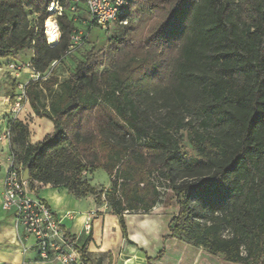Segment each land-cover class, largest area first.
I'll list each match as a JSON object with an SVG mask.
<instances>
[{
	"label": "trees",
	"instance_id": "obj_1",
	"mask_svg": "<svg viewBox=\"0 0 264 264\" xmlns=\"http://www.w3.org/2000/svg\"><path fill=\"white\" fill-rule=\"evenodd\" d=\"M58 1L52 46L45 25L56 0H0V58L33 50L31 67L43 76L27 82L25 98L54 129L32 142L26 122L11 123L29 187L95 195L127 239L125 215L150 213L168 188L179 210L169 237L231 263L264 264V0H132L128 23L112 24L120 30L110 68L89 50L64 79L45 76L76 53L78 14ZM134 12L156 22L139 43ZM183 138L196 154L182 152ZM101 169L109 190L86 178Z\"/></svg>",
	"mask_w": 264,
	"mask_h": 264
},
{
	"label": "crops",
	"instance_id": "obj_2",
	"mask_svg": "<svg viewBox=\"0 0 264 264\" xmlns=\"http://www.w3.org/2000/svg\"><path fill=\"white\" fill-rule=\"evenodd\" d=\"M7 100L0 101L3 106H0V264H59L53 259L43 260L35 238L26 237L14 214L2 209V187L10 156L9 141L3 135L8 127L4 114L7 110L4 105H9ZM48 121L53 129V123ZM96 172L86 175L90 185L97 189L104 185L109 190L110 179L105 184L96 183ZM38 196L61 218L63 228L74 237L78 249H83L81 253L92 264H239L169 237V224L179 212L175 203H159L150 213H127V239L118 215L91 193L78 197L66 187L47 184L38 191Z\"/></svg>",
	"mask_w": 264,
	"mask_h": 264
},
{
	"label": "built area",
	"instance_id": "obj_3",
	"mask_svg": "<svg viewBox=\"0 0 264 264\" xmlns=\"http://www.w3.org/2000/svg\"><path fill=\"white\" fill-rule=\"evenodd\" d=\"M71 1L77 3L80 0ZM131 1L88 0L87 8L90 21L95 26L106 30L116 22L119 25H125L128 23L129 18L124 17V15L128 13ZM56 3L60 7L57 12L61 14L63 7L58 0H56ZM72 10H75V6H72ZM48 11H50V7ZM56 24L59 29L57 21ZM83 43V36L78 31H75L71 36L69 51H76ZM13 68L20 69L16 65H13ZM30 73L33 80H39L43 76L35 72L32 67ZM23 97H25V91ZM21 98L22 96L14 101L12 106L11 111L15 114L20 110ZM5 136L7 138L8 134ZM8 159L9 164L2 187V209L14 214L17 222L23 226L26 237L33 236L35 238L40 257L43 260L53 259L59 264H92L78 249L72 235L63 228L61 218L55 215L49 204L38 196V188L29 187L28 181L24 180V172L19 169L14 156H9Z\"/></svg>",
	"mask_w": 264,
	"mask_h": 264
},
{
	"label": "rangeland",
	"instance_id": "obj_4",
	"mask_svg": "<svg viewBox=\"0 0 264 264\" xmlns=\"http://www.w3.org/2000/svg\"><path fill=\"white\" fill-rule=\"evenodd\" d=\"M145 1V0H144ZM75 11L78 14L76 18V22L78 23V32L84 36V43L81 47L76 50L71 56L65 58L64 61L55 65L54 68L50 69L45 77H49L52 74H57L61 79L66 78L69 75V72L74 68L76 62L80 58H84L83 56L89 50H93L99 56V59L103 60V65L101 66L102 70H108L110 68V63L113 59L114 53V45L112 41H110L111 36L116 35L120 28H116L111 25L110 30L106 31L101 27H92L87 26L88 21L90 20V16L87 12L86 2L79 1L74 4ZM51 19L57 21V11L50 12ZM132 26L135 28L130 32L132 35L133 41L136 43L146 41V39L151 35L153 28L155 27V19H151L148 16H138L136 12H134ZM33 24V17L31 20ZM46 26V25H45ZM61 37V32L59 35V39ZM58 39V40H59ZM33 50H25V52L19 53L16 57L11 58H0L1 66H0V101L4 98H7L9 105H4L7 109V113L5 111V117L8 119V127L3 135L8 134L7 139L10 145V156H13V150L17 149L16 146L11 144L12 134L10 131L11 123L14 119H21L29 125L31 130L30 140L33 142L40 141L44 136L50 134L54 131L52 129L51 124L46 118H40L37 115L33 114L31 110V106L28 100L23 97V93L25 91V85L28 81L32 79L30 70H31V60H32ZM13 65L19 66L20 69H14ZM21 107L17 114L11 111L14 101L21 97ZM6 101V102H7ZM161 101L158 102L155 106V111L157 116L164 115V108L161 107ZM12 105V106H11ZM0 106L1 105L0 102ZM11 107V108H10ZM2 125V124H1ZM185 136V134H183ZM180 148L182 152H188L192 154H196L194 150H192L191 145L188 140L183 138L180 142ZM109 180V176L107 172L103 169L98 170L95 174L94 181L96 183L105 184ZM104 188V185L100 187V189ZM165 190V201L167 203H171L174 205L175 201L173 196H171V192L168 188H164Z\"/></svg>",
	"mask_w": 264,
	"mask_h": 264
},
{
	"label": "bare ground",
	"instance_id": "obj_5",
	"mask_svg": "<svg viewBox=\"0 0 264 264\" xmlns=\"http://www.w3.org/2000/svg\"><path fill=\"white\" fill-rule=\"evenodd\" d=\"M60 7L56 2H53L50 6V12L59 10ZM46 29H47V40L48 43L54 46L58 42L59 38V29L57 27L56 21L54 19L49 18L46 21Z\"/></svg>",
	"mask_w": 264,
	"mask_h": 264
},
{
	"label": "water",
	"instance_id": "obj_6",
	"mask_svg": "<svg viewBox=\"0 0 264 264\" xmlns=\"http://www.w3.org/2000/svg\"><path fill=\"white\" fill-rule=\"evenodd\" d=\"M30 177H31V175H30L29 171L26 169L24 171V180L25 181H30Z\"/></svg>",
	"mask_w": 264,
	"mask_h": 264
}]
</instances>
